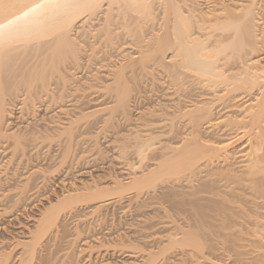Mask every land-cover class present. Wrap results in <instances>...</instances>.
Wrapping results in <instances>:
<instances>
[{
	"label": "bare ground",
	"instance_id": "1",
	"mask_svg": "<svg viewBox=\"0 0 264 264\" xmlns=\"http://www.w3.org/2000/svg\"><path fill=\"white\" fill-rule=\"evenodd\" d=\"M0 4L6 5V7L0 9V155L5 154L11 148L12 150L9 149L8 154L11 150L12 154H10L13 156V152L15 153L16 150L21 149L29 141L32 142L34 137L35 139L37 137L42 139L54 137L56 142L57 140L59 142L61 137H67V139L71 140L73 125L63 130H60L59 128L61 127L59 126V128H52V130L48 126L50 122L48 124L42 122L40 125L32 123L26 126V128L28 127L27 129L23 130L22 127L13 129L16 125L12 123L18 119L16 113L20 114L19 110L17 111L20 107L26 108L28 106V110L31 108L33 110L31 106H34L33 102L38 100V98L41 100L45 97L51 98L55 90L59 88L60 94L62 93L61 88L64 87L67 78L64 76V74H67L65 72L67 64L73 63V65H76L79 63L78 41L76 38L81 34L74 37L76 29L86 26L87 22H92L94 17L97 20V16L103 15L102 19L99 17L101 25L97 22L100 25L97 29L101 27V30H99L102 31V39L104 35L106 40H113L112 31L115 28L121 31V35L124 38L131 37L133 40L132 44L134 42L138 43V50L136 52L134 50L133 54L129 52L127 61L119 64L114 71L113 83L108 87L113 92L110 91L113 95L112 97H114H111L114 100V105L113 107L111 106V109L123 110L126 107L131 90L127 82V73L131 72L134 74L136 70L144 69L150 61H158L159 65L164 69L163 71L166 75L172 77L176 85L180 84L182 86L185 83V79L189 82H191L190 79H193L196 84H199L198 89L200 90L196 94L191 93L189 90L186 91V89L184 90L186 92L183 93L182 91L181 94L183 95L181 97L184 96L187 100L179 103L181 108L176 115L177 119L174 117L176 121L172 123L173 120L170 119L171 126L163 124L168 126L169 134H173L172 141L173 138L176 140L175 137H180L174 141L175 143L172 142L173 146L170 149L173 152H171L172 157L164 158L165 160L163 159L157 163L156 167L147 169L145 172L142 170V173L133 178L130 177L131 179L127 182L114 179L112 181L114 185L112 186H101V184L92 182V184H85L82 187H73L56 196L55 202L51 203L41 213L29 236L24 240L17 241V244L22 245V248L16 257L17 262L15 263L31 264L34 258L37 259V248H39V245L44 244L42 242L47 236L51 238V233L59 232L60 221H62L61 214L63 215V212L68 213L71 211L72 213L73 208L75 209L76 207L75 205L85 202L88 204V201L99 199V202L94 203L98 205L93 206L91 213L88 212L94 214L99 207L109 203V200L114 198L115 195L119 196L124 192L137 191L139 188L142 189L144 186L152 185L161 177L165 169L176 173L187 170L189 174H187L188 179L185 180L191 178L196 181L195 184L193 183L194 186L188 187L190 189L188 193L192 196V198L189 196L188 199H192L190 201L192 209L190 210L193 211V215H190L194 218H191L192 224H194L193 227L196 226L193 229L197 228V230L194 233H192L193 230L190 233L188 231L187 237L184 239V242L190 243L195 247L200 245L199 237L202 234H199L200 231L197 232L198 229L207 226V222H209L205 221L208 212H219L225 209V205L223 206L225 198H221V200L212 199V196L209 197L208 194L211 195L215 191L219 193V187L226 186L229 188L225 189L228 192H233L237 187L242 191V194L243 191H247V196H250L249 199L251 197L253 200L264 199V53H258L259 44L264 39L261 38L260 40L259 30L262 29L261 36L264 37V23L262 28L260 26L262 21L259 22L260 18L259 20L257 18L258 12L256 11L254 0H220L208 10L200 8L198 0H0ZM36 5H43V7L37 8ZM153 23L158 26L157 32L152 30L154 32L152 33L150 30V33L147 32L149 35L151 34L149 37L144 35L146 32L141 33L140 29L144 28V26L145 28L149 26L147 24ZM112 26H114L113 29ZM259 26L261 27L260 29L258 28ZM88 29L91 30L90 28ZM96 33L98 34V32ZM118 33H116L117 39L120 37ZM119 39L121 40V37ZM179 87V91L183 90L179 89ZM253 89L256 90V93L253 94L254 96L247 98L239 105L236 104L235 99L241 94L238 93L240 90ZM59 92L56 91L58 102L64 99L62 98L59 101ZM42 101L44 102V100ZM36 105L39 107V104ZM44 105L50 108L47 103ZM22 110L24 112V109ZM22 110L20 109V111ZM32 112L34 113V110ZM111 114L113 115V112ZM76 121L77 119L73 120L72 124ZM214 124H220V127L225 129L226 137H220L221 134L208 130ZM50 126L54 127L52 124ZM164 129L167 130V128ZM166 130L165 136L168 132ZM229 131H234L235 134L231 136ZM169 134L168 136H170ZM67 139V143L62 146L64 148H61L64 153H67L70 148V143H68ZM153 139L154 136L152 134H148L146 137L137 135L133 145L135 143L139 158L143 157L149 149L151 150ZM60 140L62 143V139ZM238 141L240 144L237 146L240 147L236 150L235 144ZM49 144H52L51 141ZM164 147L162 146L161 148ZM237 154L242 158L241 163H243L240 173L238 171L235 172L231 166V161L236 158L235 155ZM202 169L205 174L201 175ZM27 177L30 178V176ZM29 178L23 181L25 183L21 185L24 191H27L25 189H30L32 186L31 182L33 180L30 178L32 181L29 184ZM14 185L16 186V184ZM19 186L17 188L13 187L21 193L22 190H20ZM3 187L0 188L1 192ZM10 190L12 193H9L7 197L11 195L8 197V201L12 203L7 206L14 208L17 202L20 201H18L19 198H15L16 196H12L13 190ZM186 190L184 189L183 191L187 192ZM24 191L23 194H25ZM2 193L0 194L1 197H5L7 194L5 192L6 194L3 195ZM226 194L224 193V195ZM231 195L233 194L231 193L230 197H232ZM243 195L245 197V194ZM240 197L239 195L238 198ZM244 200H246V197L242 201L244 202ZM200 201L204 202L201 203ZM230 203L232 204V202ZM260 205L264 207V204ZM236 206H239V204ZM229 209L231 208L229 207ZM245 209L248 210V208ZM7 210L2 213L7 214ZM255 213L258 212L255 211ZM260 215H255V218L258 219ZM70 216L73 215L70 214ZM79 216L76 217L79 218ZM248 216L251 215L249 214ZM236 217L238 218V216ZM254 221L253 224L256 226L255 233H259V236L257 234L259 239L256 240L257 250H255L257 254L256 260L253 259V263L264 264V221H257L256 219ZM226 223L228 221L225 222L224 219L220 227L226 228ZM213 224L209 225L213 227ZM217 233L221 232L218 231ZM58 234L54 235L56 241L58 239L55 237ZM69 241L68 243H70ZM54 244L55 241L53 242ZM49 246L48 248L50 249ZM51 250H48V252ZM58 251L60 250L58 249ZM53 252L55 251L52 250ZM50 254L47 255L48 258H50ZM8 256L9 254L3 251L0 254V264H7ZM154 258V254L149 255L143 264H153ZM40 259L46 258L43 256Z\"/></svg>",
	"mask_w": 264,
	"mask_h": 264
},
{
	"label": "rangeland",
	"instance_id": "2",
	"mask_svg": "<svg viewBox=\"0 0 264 264\" xmlns=\"http://www.w3.org/2000/svg\"><path fill=\"white\" fill-rule=\"evenodd\" d=\"M219 1L198 0V3L200 8L208 10ZM254 1L256 11L258 12L257 18L258 20L260 18L259 22L262 21L260 26L263 28L264 0ZM99 17L102 19L103 15L97 16L98 21L94 17L95 19L93 18L92 22H87L86 26L76 29L74 37L81 34L76 38L78 41L79 63L76 65H73V63L67 64L65 70L67 74H64L65 78H67L64 87L61 88L62 95L59 92L60 88H55L56 90L54 95H52L53 98L51 97L52 99L45 97L47 99L50 98L49 101L45 98H42L44 102L39 98L38 100H36L37 98L34 99L40 101L41 104L43 103L41 105L40 102H33L34 106L31 107H33L34 113L31 107H29L31 108L29 109L30 111L28 110V106L26 108L20 107L21 110L24 109V112L17 109L20 114H17L18 112L16 111L18 119L12 123L16 125L13 129L22 127L24 130L26 126L32 123L40 125L42 122L47 124L50 122L48 124L50 129L61 127L59 128L60 130L73 125L72 131L74 137H70L71 140L67 139V137H61L62 143L60 139L59 142L58 140L56 142L54 137L43 139L41 137L35 139L34 137L32 142L29 141L21 149L16 150L15 153L13 152V156L11 155V148H9L11 149L9 154L8 149L5 152L6 155L4 153V155H0V185H2L1 187L4 185L5 188L7 187V190L4 187L2 188L3 193L0 191V194L2 193L3 195L7 193L5 197H1L0 195V254L3 251L9 254L7 264L17 262L16 257L22 248V245L17 244V241L24 240L29 236L41 213L51 203L55 202L56 196L73 187H82L85 184H92V182L101 184V186L114 185L112 183L114 179L127 182L142 173V170L145 172L147 169L156 167L155 165L164 158L172 157L173 152L170 149L173 143H175L174 141L180 137H175L176 140L173 138L172 141L171 138L174 136L173 134H169V128L166 125H170L171 120H173L172 123L176 121V115L181 108L179 103L187 100L184 96L181 97L183 95L181 92L183 91L184 93L189 90L191 93L196 94L200 91L198 89L199 84H196V81L194 80V82L193 79H190L192 83L185 79L184 84H187L186 86L184 84L182 86L180 84L176 85L172 77L166 75L158 61H150L144 69L136 70L134 74L131 72V74L127 73L126 77L128 80L127 78L126 80L131 89L126 104L127 108L125 107L126 109L124 108L123 110H114L112 108V110L111 106L113 107L114 105L112 98L114 97H112L113 92L108 87L113 83L114 71L119 64L127 61L129 52L133 54L134 50L135 52L138 50V43L134 42L132 44L133 40L131 37L124 38L119 29H113L114 26H112L114 39L108 41L104 35L102 39L101 27H99L100 30L97 29L101 25ZM155 24H147L152 26H147L146 28L144 26V28L140 29L141 33L146 32L144 35L149 37L151 34L149 35L147 32L150 33V30L157 32L158 26ZM260 26L258 27L259 29L261 28ZM88 28L93 30L91 31ZM82 29H84V32ZM153 31L152 33H154ZM261 31L262 29L259 30L260 40L264 38L261 36ZM116 33L120 35L121 40L119 36L117 39ZM259 46L258 53H264V39H262ZM178 87L183 90L179 91ZM185 89L186 91H184ZM56 91L59 92L58 95L60 94L59 101L64 98L60 102L56 98ZM238 93L241 94L235 99L237 105L247 98L254 96L253 94L256 93V90H240ZM51 101L53 102L51 103ZM46 103L50 108L44 105ZM36 104H39V107ZM36 106L37 108H35ZM25 109H27L26 113ZM110 111L111 113L113 112V115ZM106 117L108 118L106 119ZM76 119L77 121L72 124L73 120ZM51 124L54 127L50 126ZM164 128H167V130ZM165 130L166 132L168 131L167 137L164 135L166 134ZM208 130L221 134L220 137H226V131L220 127V124H214ZM229 132L231 136L235 134L234 131ZM136 134L141 137H146L148 134L154 136L153 147L151 146V150H147L148 152L141 158H139L136 152L135 143L133 145V141L137 137ZM65 138L70 143L67 153L61 151L64 148L62 147L63 144L67 143ZM48 140L52 144H49ZM239 144V141L236 142V150L239 149L240 146H237ZM162 146L165 147L161 148ZM235 156L236 158L231 161V166L235 172L238 171L240 173L243 164L241 163L242 158L238 154ZM203 172L200 174H205ZM187 174H189L187 170L176 173L165 169L161 177L152 185L144 186L137 191L124 192L119 196L115 195L116 197L114 196L113 200L111 199L109 203L99 207L94 214L90 213L93 210V206L98 205L94 203L99 202V199L92 200V203L88 201V204L85 202L75 205L76 207L74 206L75 209L73 208L72 213L69 211L68 213L63 212V215L61 214L62 221H60L59 234L51 233L52 239L48 236L45 238L46 241L42 242L44 244H40L39 248H37V259L34 258L31 264H47L48 262L52 264H68V262L69 264H143L148 256L152 254L155 255L153 264H221L226 262L229 264H254L253 262L256 260L257 254L255 244L256 240L259 239L257 237L259 233H255L256 226L253 224V221L255 219L257 221H264V215L262 216L264 214V207L260 205L264 204V202L261 203L264 199L258 198L259 200H253L252 197L249 199L250 196H247V191H243L246 197V200L243 202L242 200L245 197L239 188L236 187L233 192H228V190H225L226 186L219 187V193L215 191L211 195L208 194L209 197L212 196V199L221 200V198H225V203L223 202L225 209L220 210L221 212H208L209 217L207 216L205 221L209 222H207V226L201 227L203 228L202 230H200L201 228L198 229L197 232L200 231L199 234H202L199 237L200 245L195 247L190 243L184 242L188 231L190 233L193 230L192 233H194L197 230V228L193 229L196 226L193 227L194 224H192V219H194L192 218L193 216L191 217L193 211L190 210L192 209L190 205L192 199H188L191 196L188 193L190 192L189 188L194 186L196 181H193L191 178L185 180L188 179ZM27 176H30L33 182ZM26 177L29 178V184L31 182V188L34 185L33 189H25L28 192L22 190L23 187L21 188V185L25 183L23 181L28 180ZM18 185H20V190H22L21 193L17 191L18 189L14 188H17ZM10 189L13 190L12 196H16L15 198H19L18 201H20L17 202L14 208L9 207L12 203L8 201V197L11 195L7 197L9 193H12ZM184 189H187V192L183 191ZM236 190L238 193L235 192ZM23 191L25 194H23ZM222 192L228 195H224ZM165 193L167 194L165 195ZM231 193L233 194L231 195L232 197H230ZM239 195L241 196L240 198H238ZM224 196H227L229 199ZM230 199L233 200L231 201ZM238 204L239 206H236ZM229 207L233 210L229 209ZM245 208H248V210ZM12 209L14 210L12 211ZM235 209L239 210L236 212ZM5 210L8 211L7 214L2 213ZM255 211L258 213H255ZM69 213L73 216H70ZM219 213L223 214L220 215ZM249 214L251 216H248ZM257 214H261L258 219L255 218L259 216ZM75 215L80 216L77 218ZM224 219L225 222L228 221L226 228L220 227ZM211 223H214L213 227L209 225ZM218 231L221 233H217ZM56 234H58L55 237L58 239L57 241L54 239V235L56 236ZM54 241L55 246L53 245ZM51 249L55 252L52 253ZM48 250L51 251L48 252ZM49 253H51V256H54H49L50 258H48L47 255ZM234 254L236 257H234ZM39 255L40 258L44 256L46 259H40ZM57 258L60 259L58 260Z\"/></svg>",
	"mask_w": 264,
	"mask_h": 264
},
{
	"label": "snow or ice",
	"instance_id": "3",
	"mask_svg": "<svg viewBox=\"0 0 264 264\" xmlns=\"http://www.w3.org/2000/svg\"><path fill=\"white\" fill-rule=\"evenodd\" d=\"M4 7H6V5L0 4V9H3ZM37 8L43 7V5H36ZM30 11H32V9H30ZM25 15H27V13H25Z\"/></svg>",
	"mask_w": 264,
	"mask_h": 264
}]
</instances>
